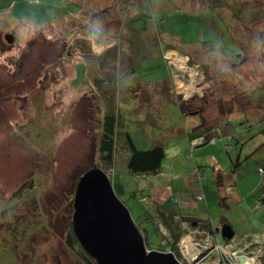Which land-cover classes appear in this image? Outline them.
<instances>
[{
  "label": "rangeland",
  "instance_id": "obj_1",
  "mask_svg": "<svg viewBox=\"0 0 264 264\" xmlns=\"http://www.w3.org/2000/svg\"><path fill=\"white\" fill-rule=\"evenodd\" d=\"M33 1L0 0V211H5L0 212V264H79L80 255L65 242L66 201L74 198L82 172L98 159L106 98L92 84L96 73L90 62L99 59L94 55H112L121 61L117 72L122 91L118 100L121 128L133 134L139 148L161 144L165 149L160 171L132 175L126 164L128 148L125 143L123 147L118 144L115 168L106 172L132 217L138 218L146 209L151 211L146 204L149 200L144 198L150 194L154 201L166 200L170 209L206 217L202 219L206 222L220 218V201H231L225 215L233 220L236 235L241 236V220L248 213L244 206L264 200V166L258 170L264 165V120L253 117L254 124L250 125L246 112L234 110L243 107L264 112V0H232V5L215 9L207 8L205 0H152V5H164L162 13L152 11L153 20L167 19L171 25H164L180 35L184 42L178 43L187 47L192 57L188 60L169 52L172 63L169 58L155 59L141 52L134 57V49L128 48L126 40L130 36L134 42L140 35L131 36L129 21L120 19L115 10L108 11L119 0H64L67 12L56 0ZM213 1L220 5V0ZM106 11L115 19L108 18ZM6 33L14 35L12 43L6 40ZM94 33L103 41L96 44L93 39L88 47L87 38ZM144 35L146 39L148 31ZM119 41L117 54H110ZM151 62L160 66L148 68ZM194 64L199 65L198 70ZM166 67H173V76L184 78L178 84L184 94L179 95L180 101L175 95L170 102L153 90ZM160 83L168 85L167 79ZM188 87L193 90L188 92ZM197 120L199 125L194 130L203 129V134L199 132L194 140L204 135L207 139L203 144L189 141L191 121ZM226 124L230 129L225 132ZM217 125H222L224 135L209 141L207 129ZM216 134L214 131L212 135ZM121 137L122 131L118 139ZM204 147H213L215 160L210 149L196 154ZM214 164L227 169L228 177H239L243 196L232 198L230 194L237 186L223 185L224 199L219 198L216 181L221 174H216L222 171ZM192 170L194 176L188 173ZM21 184L27 187L16 193ZM184 201L196 206L183 207ZM12 207H16L14 212ZM154 207L156 212L157 204ZM47 213H52V220ZM12 218L15 224L24 225L18 252L13 250L18 243L16 229L6 230ZM138 219L145 221L141 228H149V249L171 251L168 242L161 245L169 236L164 227L161 238L154 222L147 223L144 214ZM211 225L218 242H227ZM187 229L179 242L185 253L186 238L190 245L201 240ZM29 232L36 253L26 249Z\"/></svg>",
  "mask_w": 264,
  "mask_h": 264
},
{
  "label": "trees",
  "instance_id": "obj_2",
  "mask_svg": "<svg viewBox=\"0 0 264 264\" xmlns=\"http://www.w3.org/2000/svg\"><path fill=\"white\" fill-rule=\"evenodd\" d=\"M40 1L42 0H38V1L34 0L33 2L39 3ZM202 1L204 2V0ZM212 1L213 0H205L204 3L205 6L209 9L211 8L215 9L217 7H225L232 5V0H220L219 1L220 5L215 4L214 1L212 4ZM56 3L62 6L63 12L69 11V9L67 8V3L64 0H56ZM169 3L174 4L173 2H169ZM68 4L76 5L77 8L79 7V4H75V3H68ZM116 4L119 5V7L116 8L115 7ZM112 6H113L112 8L109 6L108 11L115 10L114 12H116L117 15L120 16V19L125 18L124 21L126 20L129 21L131 27V36L134 34L140 35L139 39L134 42L129 40L130 36H128L127 37L128 40H126L127 41L126 45L128 46V48L134 49V54H135L134 57L139 55L141 52L144 55L150 54L155 59H162V60L164 59L166 61L167 60L166 53L169 50H173V49L179 50L182 54L190 55L188 52V48L178 43V42H184L183 40H181L180 35L173 33L170 27L168 28L164 25V24L171 25V23L167 19L159 18L157 20L156 19L153 20L152 11H157L158 13H162L164 5H152V0H119L116 3H113ZM14 8H16L15 4H14ZM108 11H106L108 18L115 19V16ZM131 12H134V15L128 16L129 13ZM120 19L119 21H117L119 25L121 24ZM144 31H148L149 34V36L147 37L148 41H146L147 38L144 39L145 36ZM84 39L85 38H83L82 40ZM93 39L96 40V44H99L97 42L103 41V39L96 37L95 33L91 34L90 39L87 38L88 47L91 46V41ZM120 46L121 44L119 41L116 47H112L110 54L116 55L118 50L120 49ZM242 47L243 46L241 45L240 48ZM94 56H97L99 59H96L92 56L94 59L93 62H90L91 69L95 70L96 73L95 76L93 77L92 84L95 85V89L97 90V92H101L103 94V99L105 97L106 102L105 105L103 106V120L101 121L102 124H101L100 138L98 142V159L89 168H87V170L91 169L95 165L100 166L107 172L108 170H113L115 168L116 150L118 144L122 145L123 147L125 143L128 148V152H127L128 155L126 156V164H127L128 172L132 175L139 173L156 174L162 168V163L165 156L164 147L161 144H154L147 148H139L136 145L133 134L130 131L125 132L123 128H121L120 126V122L121 123L123 122L121 119H119L120 109L118 106V100L121 99L122 91L119 87V77L117 75V72H118V67L122 66L120 65L121 61H116L114 59V56L107 54L103 56L102 55H94ZM191 58L192 57L190 55V59ZM236 59H238V57ZM194 65L199 67L198 64H194ZM153 66H160V63L155 64L154 62H151L148 68H153ZM134 69L135 68H132L131 71H135ZM171 72L172 70L170 68L168 70L166 67V72L164 76L158 78V84L153 89L157 95L159 96L165 95V98L169 99L170 102L172 101V98L174 99L175 95H177V98H179L180 95L175 90V82L169 78ZM133 78H136V76H134ZM166 79L168 81V85L165 84L162 85L160 82ZM181 103L184 106V103L183 102ZM233 105H236V103L232 104L231 106ZM236 109L246 112L250 125L254 124L252 120L253 117H262V119L264 120V112L262 113L263 114L262 115V114H258L256 111L253 110L247 111L246 108L243 107L235 108L234 110ZM234 110L228 112V114L232 113ZM255 112L256 114H254ZM242 124L245 126L246 122H242ZM120 131L124 132V138L121 137L120 139H118V134L120 137ZM243 140L244 138H242V142H244ZM261 165L262 167L264 166L263 164ZM87 170H84L82 174ZM220 177L221 176L219 175L218 176L219 181L221 180ZM24 187H27V185L24 186V184H21L15 190L16 193L18 191H22ZM263 190H264V186L262 187V191ZM18 198H21V196ZM73 200L74 198L72 197L70 201H66V204L69 206V212L68 214H66L67 224H66V228L64 229V236L66 237L65 242L69 247H71L74 250V252L80 255L79 264H99L98 261L91 254H89L87 250L83 247V245L80 243L78 237L76 236L73 230L72 215H71L74 209ZM221 200H223V198H221ZM160 202L161 201H157V204H159V206L156 212H150L148 209H146L145 213L143 212L140 218H143V214H144V219L147 220V223L148 221L154 222L156 224L155 229L156 231L159 232V234H160V230H158L159 225H157L156 219H162L163 226L169 232V233H165V235H169L170 237L169 236L165 237L167 241L165 239H162L165 241L161 245H164L166 242H168L169 245L168 248L180 258L181 251L178 245V241L180 237L183 235L184 229L181 226V221L175 219V215H176L175 212L171 211L166 204L164 203L160 204ZM224 203L225 202L220 201V205L223 207V209L227 208L224 205ZM38 209L39 212L42 214L43 209L40 204L38 205ZM12 210L14 212L16 210V207H12ZM0 212L2 214H5V211H0ZM47 216L49 217L50 220H52V213H47ZM196 222L198 223V226L205 227L208 230L214 232V229L211 228L212 225L209 221L206 222L205 220H202ZM137 223L139 224V226H141V224L145 223V221L137 218ZM9 224L10 225L6 228V230L9 231V229H14V228L16 229L14 234L18 238V243L16 244V247L13 250L14 252H18V247H20L19 242H21L20 234L24 229V225L19 226V224H15L14 218H12V220L9 221ZM33 224L36 225V221H34ZM49 226L51 225L49 224ZM140 229L144 231L143 235H145V239H147L146 242L147 244H149L150 242L148 240V237L146 236L148 235L147 228L140 227ZM25 239L27 246L26 249L34 250L36 253L37 247L31 237L30 232L28 233V243H27V233ZM23 254L25 256L26 252ZM181 259H183V257ZM261 264H264V257Z\"/></svg>",
  "mask_w": 264,
  "mask_h": 264
},
{
  "label": "water",
  "instance_id": "obj_3",
  "mask_svg": "<svg viewBox=\"0 0 264 264\" xmlns=\"http://www.w3.org/2000/svg\"><path fill=\"white\" fill-rule=\"evenodd\" d=\"M5 37L10 43L14 41L12 33H6ZM112 184L109 174L95 165L81 175L73 200V230L99 264H195L201 255L208 253L200 252L184 263L172 251L149 249L143 231ZM220 233L226 241L235 238V230L229 223L221 226ZM243 247L244 242L231 247V251H237L239 264L256 256L252 243ZM263 257L264 252L255 264H261Z\"/></svg>",
  "mask_w": 264,
  "mask_h": 264
},
{
  "label": "crops",
  "instance_id": "obj_4",
  "mask_svg": "<svg viewBox=\"0 0 264 264\" xmlns=\"http://www.w3.org/2000/svg\"><path fill=\"white\" fill-rule=\"evenodd\" d=\"M170 63H171V61H170ZM171 70H172V68H171ZM169 78L172 81H175L178 77L173 76V72H171ZM182 80L184 81V79H182ZM197 125H199L198 120L197 121H191V128H189V129H191V132H193V133H191V132L188 133L189 134V141L191 139L196 138L198 136V133L199 132H200V134H203V129L194 130ZM221 126L222 125H218L215 128L207 129V134L212 135L214 133V131H216V130H220L221 131V129H222ZM229 129H230L229 125L226 124L224 131L226 132ZM211 148H213V147H204L202 149L197 150L196 154L199 153V152L201 153L202 151H204L206 149H210L211 150ZM211 151H212V153H210V155L215 160V157L213 156V150H211ZM239 157L240 156H238L237 160L239 159ZM214 165H216V164H214ZM196 166H198V165H196ZM217 167H219V166H217ZM219 168L221 169V171L223 173L222 174L221 172H218L216 174L217 176L219 174H221V177H220L221 180L219 181V179L217 177V181H216L217 182V185L220 187L219 198H221V196L224 194L221 191V188H223V185H225V186H232V187L237 186V188L234 189L233 194H230L232 198H236V196H239V198H240L241 196H243L242 193H241V190L239 189L240 182L237 181L239 177L238 176H236V177H230L229 176L228 177V175H229L228 170L227 169H224L222 167H219ZM232 168H233V164L231 165L230 172L233 171ZM194 170L189 171L188 173L190 175H193L194 176ZM233 173H235V172H233ZM233 181H236L235 182V185L233 184ZM169 192L171 193L172 190L169 189ZM230 192H231V190H230ZM237 192H238V195H237ZM119 197H121V196H119ZM144 198H147L149 200V201L146 202V204L150 208V210H151L150 212H154V209H155L154 206H155V204H157V201H154V199L151 198V194L148 197H144ZM222 198L224 199V197H222ZM232 201H233V199H232ZM214 202L215 201H211V203H214ZM229 202L232 203L231 201H229ZM229 202L226 203V204L224 203V205L227 208L223 209V212H221L220 218H218L219 220L218 219L217 220L216 219L208 220V221L211 222V224H213V227H217L216 228L217 229L216 232L217 231H220L219 229L222 226V224H224V223L231 224L233 226L234 230H235V224L233 223V220L231 218H228L227 215H225V211L228 210V206L230 205ZM233 202H235V201H233ZM261 202H262V204H261ZM163 203L166 204V205H168L166 200L160 202V204H163ZM259 203L261 204L260 206H258ZM181 205L183 207H185L187 205V208L188 207H195L196 206L191 201H184V203H182ZM158 206H159V204H157L156 211L158 210ZM244 207L248 208V213L246 215H244L243 216V219L241 220L242 222H244V230H243V233L241 234V236L236 235V230H235V237L236 236L240 237L236 241H239L240 242V241H243V238H247V237H250V236H254L255 235L256 238L259 240V242H261V245H263L264 244V223H263V221H264V211L261 214H258V212L261 209L264 208V200L261 201V199H259L258 201L249 202V204L248 205H245ZM168 208H169V206H168ZM170 210L173 211V212H175V214H176L175 215V219L181 221V226L183 227L184 230L186 229V227L187 228H191L189 230V233L190 234H194L195 237H198V239L203 238L204 235L202 233H200V232H197V230H199V228H201V229H204V228L202 226L196 227V225H197L196 224L197 223L196 221H201L202 219H206L207 220L206 217H198V216H193V215L190 216V214L184 213L182 211H178V210H176L174 208H172ZM158 213H159V211H158ZM140 216H137V217L140 218ZM184 218H187L188 220H186ZM135 220L137 221V218ZM156 222H157V225H159L158 230H161V228L164 227L163 226V223H162V219H156ZM193 224H196V225H193ZM147 230L149 232V228L148 227H147ZM148 232H147V234H148ZM166 232L169 233L167 231V229H166ZM146 236L148 237V235H146ZM216 239L218 241V238L217 237H216ZM190 243H191L190 239L187 238V241L185 242V251L187 252V254L189 256H191V258L194 255H196L199 251H201L203 248H205V246H203L202 248H200L199 245L205 244V243H202L201 240L198 241V242H196V244H194V245H190ZM224 243L226 245L225 248H224V253H231L232 251H231V249H228L227 248V244H229V246L232 247L233 245H235V243H227V242H224ZM221 256L223 257V251L222 250L221 251L212 252V253H210V255L209 254H205L203 256V258L200 259L196 264H222V262H225L226 264H228V262L226 261V259L222 258ZM252 261H253V259H250L249 261L246 260L245 264H251Z\"/></svg>",
  "mask_w": 264,
  "mask_h": 264
},
{
  "label": "clouds",
  "instance_id": "obj_5",
  "mask_svg": "<svg viewBox=\"0 0 264 264\" xmlns=\"http://www.w3.org/2000/svg\"><path fill=\"white\" fill-rule=\"evenodd\" d=\"M6 38V37H5ZM7 40V39H6ZM8 41V40H7ZM10 43V42H9ZM176 52V56H178V57H185V58H188V60L190 59V56L188 55V54H182L179 50H177V49H173V50H169L167 53H166V57H167V59L169 58V62L171 61V58L168 56L169 54V52ZM171 63H172V61H171ZM196 69L198 70L199 69V67H197L196 66ZM172 72H173V67H172ZM182 79H184L183 77L182 78H177L174 82H175V90H176V92L178 93V94H183L182 92V90H180V86L178 85L179 83H181V82H184ZM184 87H187L186 85H184ZM184 95V94H183ZM189 97L187 96V97H185V101L188 99ZM179 99V98H178ZM182 100V99H181ZM179 101H180V99H179ZM218 126V125H217ZM217 131V134L216 135H211L210 137H208V140L209 141H213L212 139L213 138H215V140L213 141V142H215V141H217L218 140V137L220 136V135H224L223 133H222V131H218V130H216ZM203 137H204V140H203V142H202V144L203 143H205L206 142V137L203 135ZM194 140V139H193ZM260 168H262L263 169V167L262 166H260L259 165V168H258V170H260ZM86 172V171H85ZM83 175V174H82ZM81 177V176H80ZM111 178V177H110ZM80 179V178H79ZM79 182V181H78ZM198 196H200L201 194H197ZM136 221V220H135ZM137 222V221H136ZM225 224V223H224ZM223 225V224H222ZM196 227H199L198 226V223H197V225H196ZM221 228V227H220ZM189 229H191V228H189ZM187 227H186V229L184 230V233H183V235L187 232ZM199 230H200V233H202L204 236H203V238H201V241H202V243H205V240L204 239H206V238H208V237H210L211 239H212V242H210V243H205V244H203V245H199L200 246V248H202L203 246H208L206 249H208V253H209V248H210V250L211 251H223V257L222 258H224V259H226V260H229L230 261V259L232 258V256H231V254L233 255L234 253H236L237 251H235V252H231V253H224V248H225V243H219L218 241H217V239H216V236H215V234H214V232H212V231H208V230H206V229H201V228H199ZM204 230V231H203ZM220 230V229H219ZM144 234V233H143ZM182 235V236H183ZM145 236V235H144ZM182 236L180 237V239H179V241H178V245H179V242H180V240H181V238H182ZM255 239H257L256 237H255V235L253 236ZM253 237H247V238H243V241H240V242H248L249 244L251 243V239L253 238ZM253 238V239H254ZM250 241V242H249ZM253 241V240H252ZM185 241L183 240L182 241V243H184ZM239 242V241H238ZM219 244V245H222V248H216L215 247V244ZM227 243H234L233 241L232 242H229V241H227ZM228 245L229 244H227V248L228 249H231V247H228ZM180 246V245H179ZM252 247L253 248H251V249H254L255 247H256V245H254V244H252ZM180 248H181V250L183 251V259L181 260L182 262H184V263H187L188 261H190L191 259H193V257L194 256H196L197 254H199L200 252H202V250H204V249H202L201 251H199L196 255H194L192 258H191V256H189L188 254H187V252L185 253L184 252V247H181L180 246ZM150 249H152V248H150ZM157 249V248H156ZM243 249V248H242ZM157 250H159V249H157ZM181 251V252H182ZM207 253V254H208ZM176 255V254H175ZM177 256V255H176ZM204 256V255H203ZM178 257V256H177ZM188 257H190V258H188ZM179 258V257H178ZM203 257H201L200 259H202ZM180 259V258H179ZM199 259V260H200ZM198 260V261H199ZM246 262V261H245ZM245 262L243 263V264H245ZM196 264V263H195Z\"/></svg>",
  "mask_w": 264,
  "mask_h": 264
},
{
  "label": "built area",
  "instance_id": "obj_6",
  "mask_svg": "<svg viewBox=\"0 0 264 264\" xmlns=\"http://www.w3.org/2000/svg\"><path fill=\"white\" fill-rule=\"evenodd\" d=\"M38 1V0H36ZM204 140V137H200L199 139H196V140H193L194 141V144H198V143H202ZM213 141L215 140V138L212 139ZM260 170H262V168H260ZM197 232H200V230H197ZM212 242V239L210 237L206 238L205 239V243H210ZM252 244L256 245V247L254 248L255 249V255L254 257H251V259H253L252 263L251 264H255L256 262L259 261V258L261 256V254L264 252V244L261 245V242H259L258 239H254L253 241H251ZM215 247L216 248H222V245H219V244H215ZM247 247H250V244L248 242H245L244 243V247L243 248H247ZM248 261L250 259H247ZM231 262H233L234 264H239V262L236 260H233L232 258L230 259Z\"/></svg>",
  "mask_w": 264,
  "mask_h": 264
},
{
  "label": "flooded vegetation",
  "instance_id": "obj_7",
  "mask_svg": "<svg viewBox=\"0 0 264 264\" xmlns=\"http://www.w3.org/2000/svg\"><path fill=\"white\" fill-rule=\"evenodd\" d=\"M239 55H240V54H238V55L236 54V57H238ZM218 87H219V86H218ZM255 237H256V236H255ZM253 238H254V237H253ZM253 238H252L250 241H252V240L255 239V238H254V239H253ZM250 241H249V242H250ZM207 247H208V246H206L205 248H203L204 250H202V252L205 251V249H206ZM206 250H208V249H206ZM212 252H215V251H211L210 248H209V253H208V254L210 255V253H212ZM237 255H238L237 252L234 253L233 256H232V259L235 260V261H236V260L239 261V256H237ZM201 257H203V255H201L200 258H201ZM221 257H222V256H221ZM220 259H221V258H220Z\"/></svg>",
  "mask_w": 264,
  "mask_h": 264
},
{
  "label": "bare ground",
  "instance_id": "obj_8",
  "mask_svg": "<svg viewBox=\"0 0 264 264\" xmlns=\"http://www.w3.org/2000/svg\"><path fill=\"white\" fill-rule=\"evenodd\" d=\"M187 90H188V92H190L191 90H193V88L192 87H188ZM186 240H187V238H186Z\"/></svg>",
  "mask_w": 264,
  "mask_h": 264
}]
</instances>
